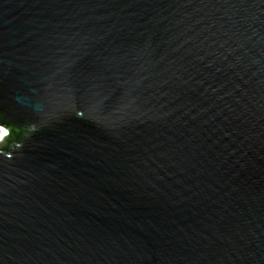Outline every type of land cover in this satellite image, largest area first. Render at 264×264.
<instances>
[{"label":"water","instance_id":"1","mask_svg":"<svg viewBox=\"0 0 264 264\" xmlns=\"http://www.w3.org/2000/svg\"><path fill=\"white\" fill-rule=\"evenodd\" d=\"M0 129V264H264V0H0Z\"/></svg>","mask_w":264,"mask_h":264},{"label":"trees","instance_id":"2","mask_svg":"<svg viewBox=\"0 0 264 264\" xmlns=\"http://www.w3.org/2000/svg\"><path fill=\"white\" fill-rule=\"evenodd\" d=\"M3 126L8 131V138H5L4 143L5 148H8L12 144V142H15L22 135V130L12 126H6L5 124H3Z\"/></svg>","mask_w":264,"mask_h":264},{"label":"bare ground","instance_id":"3","mask_svg":"<svg viewBox=\"0 0 264 264\" xmlns=\"http://www.w3.org/2000/svg\"><path fill=\"white\" fill-rule=\"evenodd\" d=\"M5 135H6V132L4 130L0 129V140H2Z\"/></svg>","mask_w":264,"mask_h":264}]
</instances>
